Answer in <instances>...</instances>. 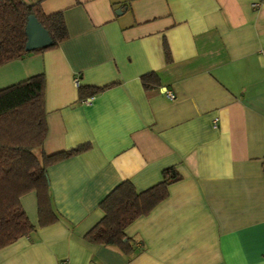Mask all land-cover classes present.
Instances as JSON below:
<instances>
[{
    "label": "crops",
    "instance_id": "crops-1",
    "mask_svg": "<svg viewBox=\"0 0 264 264\" xmlns=\"http://www.w3.org/2000/svg\"><path fill=\"white\" fill-rule=\"evenodd\" d=\"M22 2L61 13L68 39L0 66V90L43 74L42 152L89 149L47 168L57 222L39 227L35 192L20 198L35 231L0 264H264V0ZM170 167L181 179L124 229L130 255L83 239L119 184L142 192Z\"/></svg>",
    "mask_w": 264,
    "mask_h": 264
},
{
    "label": "trees",
    "instance_id": "trees-1",
    "mask_svg": "<svg viewBox=\"0 0 264 264\" xmlns=\"http://www.w3.org/2000/svg\"><path fill=\"white\" fill-rule=\"evenodd\" d=\"M29 16L48 33L49 47L31 52L25 50ZM67 39L61 13L45 15L39 4L0 0V66L56 48ZM163 52L168 63L170 53L165 43ZM140 80L144 90L160 84L155 73L143 75ZM113 85L79 87V99L98 95ZM45 86V77L40 74L0 90V250L35 231L21 207L22 196L35 192L39 227L58 221L51 208L47 168L89 149V145L84 144L53 155L42 152L47 134ZM161 176L158 184L142 192H137L129 181L119 184L99 204L104 215L83 239L89 244L115 247L124 255H130L134 251L133 241L125 236L124 229L149 214L167 197L168 186L181 179L174 167L163 170Z\"/></svg>",
    "mask_w": 264,
    "mask_h": 264
},
{
    "label": "water",
    "instance_id": "water-1",
    "mask_svg": "<svg viewBox=\"0 0 264 264\" xmlns=\"http://www.w3.org/2000/svg\"><path fill=\"white\" fill-rule=\"evenodd\" d=\"M25 33L27 36L25 50L28 52L47 48L51 45L48 33L41 27L33 16L28 17Z\"/></svg>",
    "mask_w": 264,
    "mask_h": 264
},
{
    "label": "built area",
    "instance_id": "built-area-1",
    "mask_svg": "<svg viewBox=\"0 0 264 264\" xmlns=\"http://www.w3.org/2000/svg\"><path fill=\"white\" fill-rule=\"evenodd\" d=\"M74 84L75 85H77L78 84V79L76 78L75 80H74ZM166 96H167V98L169 99V100H174V95L171 93V92H167L166 93ZM214 126H216L217 125V120H214Z\"/></svg>",
    "mask_w": 264,
    "mask_h": 264
}]
</instances>
